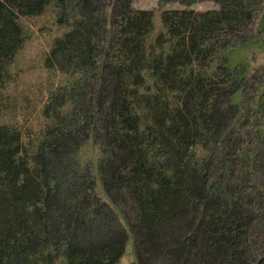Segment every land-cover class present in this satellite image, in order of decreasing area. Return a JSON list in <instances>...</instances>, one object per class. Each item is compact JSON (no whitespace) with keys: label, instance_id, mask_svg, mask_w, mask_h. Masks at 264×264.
Listing matches in <instances>:
<instances>
[{"label":"trees","instance_id":"trees-1","mask_svg":"<svg viewBox=\"0 0 264 264\" xmlns=\"http://www.w3.org/2000/svg\"><path fill=\"white\" fill-rule=\"evenodd\" d=\"M104 1L0 0V76L22 40L20 15L52 2L67 26L44 56L66 77L47 94L30 155L17 159V134L0 130V264H114L128 235V264H264V62L232 57L251 45L253 23L264 29V0L203 10L176 0L184 6L170 8L171 22L160 11L150 41L152 9ZM253 42L264 50V33ZM244 103L254 138L236 126ZM88 136L105 199L78 160Z\"/></svg>","mask_w":264,"mask_h":264},{"label":"rangeland","instance_id":"rangeland-1","mask_svg":"<svg viewBox=\"0 0 264 264\" xmlns=\"http://www.w3.org/2000/svg\"><path fill=\"white\" fill-rule=\"evenodd\" d=\"M107 0L103 3L105 4ZM131 6L134 8H149L153 11V27L146 32L145 40L150 41L153 35L160 29L159 13L161 10L168 11V21L171 22L173 16L170 8H181L184 5L176 0H131ZM215 4L211 0H197L185 7L196 10L214 7ZM55 5L50 2L38 12L34 14L20 15L18 20L21 26L22 40L18 43L13 55L9 56L3 74L0 76V130L7 134L14 135L15 138L10 141L9 146L13 148L17 159L21 156L28 157L33 149L32 144L36 142L42 135V130L48 123V119L42 113V107L45 103L47 94L53 90L58 84L64 81L66 74L63 70L53 65H45L44 56L48 52L52 39L60 35L67 29L66 24L58 23L55 19L57 14ZM259 17V10L252 12L253 21ZM251 18V19H252ZM114 22V21H113ZM255 23L251 28H245L244 35L252 34L250 46H236L232 49V57L234 60L241 57V53L245 54L248 69L252 66H261L264 62V50L260 44H255L254 39L260 37L264 33V29L255 30ZM114 39L117 36H113ZM112 40L113 42L115 40ZM115 43V42H114ZM164 42L163 45H166ZM162 45L161 51L165 47ZM160 46V45H159ZM6 59V57H5ZM263 68L257 70L256 76L262 75ZM172 72V71H171ZM214 80V79H213ZM163 85V84H162ZM164 86V85H163ZM225 86L222 80H216L212 83V90L221 91ZM167 88L166 86H164ZM160 94V92H159ZM160 95L169 103H174L178 99V93L173 89L166 90L161 88ZM177 96V97H176ZM191 99V97H190ZM250 95L247 94L246 100L249 103ZM194 101H191L193 103ZM216 102L219 111L225 107V96L218 94ZM186 104H182L181 108H185ZM189 108L175 116V123L179 124L183 119L188 121L187 112ZM242 115L238 117L236 126L240 129L248 130V138H254V133L250 129L251 107L250 104L244 103L241 107ZM18 152V153H17ZM25 152V154H23ZM195 150L187 148L186 153H191ZM78 160L86 165L89 171H93L95 175L94 189L102 197L106 198L101 190L100 182L97 177L94 165L98 156L97 142L91 136L86 137L77 149ZM30 165V159L27 160ZM122 220V218L120 217ZM0 226V242L6 233H2ZM133 260L132 241L128 235L123 253L118 257L114 264H128Z\"/></svg>","mask_w":264,"mask_h":264}]
</instances>
